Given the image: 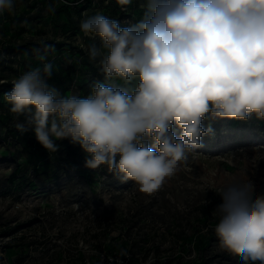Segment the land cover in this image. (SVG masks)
<instances>
[{
	"label": "clouds",
	"instance_id": "9594fccd",
	"mask_svg": "<svg viewBox=\"0 0 264 264\" xmlns=\"http://www.w3.org/2000/svg\"><path fill=\"white\" fill-rule=\"evenodd\" d=\"M116 3L127 11L133 0ZM140 7L142 17L127 26L102 13L81 21L80 31L100 41L87 49L103 76L89 94L49 83V45L32 50L41 65L16 78L4 98L24 117L15 128L31 130L49 153L67 139L86 154L85 167L107 166L151 195L203 146L212 133L205 120H264V0H141ZM15 8L16 0H0V14ZM215 192L221 247L240 264H264V194L250 179Z\"/></svg>",
	"mask_w": 264,
	"mask_h": 264
},
{
	"label": "rangeland",
	"instance_id": "374dc122",
	"mask_svg": "<svg viewBox=\"0 0 264 264\" xmlns=\"http://www.w3.org/2000/svg\"><path fill=\"white\" fill-rule=\"evenodd\" d=\"M140 3L122 11L116 0H16L13 13L0 14V225H18L10 249L0 240V264L13 255H28L25 264H240L215 235V190L250 179L264 194V120H205L212 133L203 146L151 195L107 166L85 167L86 154L67 139L49 153L31 130L15 128L24 117L9 111L5 85L41 65L32 50L52 46L49 83L86 96L103 76L87 52L100 41L81 21L102 13L127 26L142 17Z\"/></svg>",
	"mask_w": 264,
	"mask_h": 264
},
{
	"label": "trees",
	"instance_id": "16d2710c",
	"mask_svg": "<svg viewBox=\"0 0 264 264\" xmlns=\"http://www.w3.org/2000/svg\"><path fill=\"white\" fill-rule=\"evenodd\" d=\"M21 49H22V46L19 45V46L12 48L10 50L14 54V53H19L21 51ZM98 76H100V74H98ZM5 86L7 88L5 90V93H7L11 90L13 84H7ZM58 143H59V145L64 146L66 144V140L58 141ZM53 160H55V158ZM17 230H18V225L12 226L9 224V222H6L5 224L0 225V240L1 241L11 240L8 243L2 244L1 245L2 249H10L11 248L14 241H16V239H18V238L14 239V236L16 235L14 232H16ZM1 256H3V255H0V259H1ZM27 258H28V255H13V258H12L10 264H25Z\"/></svg>",
	"mask_w": 264,
	"mask_h": 264
}]
</instances>
